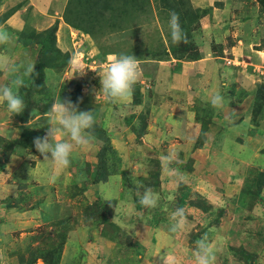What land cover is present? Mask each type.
<instances>
[{
	"label": "rangeland",
	"instance_id": "1",
	"mask_svg": "<svg viewBox=\"0 0 264 264\" xmlns=\"http://www.w3.org/2000/svg\"><path fill=\"white\" fill-rule=\"evenodd\" d=\"M25 1L0 0V17H5L15 8L12 14L18 12L15 14L16 18L7 21L2 30L10 34L7 29H10L12 23L19 30H24L25 26L30 24L36 31L44 32L57 24V46L63 53H69L71 56L69 63L64 67L44 70V77L39 79H42L45 85L38 80L32 99L27 97L26 91L18 89L19 96L24 99L25 108L31 109L30 115L33 114L30 124L28 123L29 127L41 129L46 135L51 123L50 110L53 104L65 99L69 93L73 94L76 99L73 104L78 106V111H92L96 124H102L105 129L103 134L111 137L112 145L121 161L117 173L113 174L109 181L100 182L98 185L91 183L86 169L90 167L93 170L97 162V152L102 146L101 140L95 139V145L76 149L71 166L58 174L55 183H50L49 179L55 171L54 165L50 160L44 161L38 151L36 154L20 155L18 149L21 147L16 145L17 151L12 156L8 157L1 152L0 184H6L0 186V212L3 208L9 210L8 216L4 215L5 213L0 214L1 219L5 220L0 226V231L5 233L0 237V253L2 261H5L3 263L12 264L16 261V255L10 259L11 253L40 242L43 237V234L39 233L40 230L48 231V228L44 227H49L50 231L56 228L57 235L65 234V245L59 264H163L165 254L175 256L179 264H194L196 241L205 234L215 251V264H264V187L258 192L254 178L257 176L254 172L256 168L242 169L243 173L240 174L238 169L241 168L237 161L230 162L233 167L228 164L216 165L215 162L205 164L211 148L218 151L223 149L232 157L234 155L245 158H249L252 151L259 148L260 158L252 164L264 166V136L254 137L256 132L261 133L259 128H256V131L251 130L246 124L235 123L234 120L238 117V112L246 109L247 102H244L242 91L254 90L255 81H264V68L262 72L261 65H252L249 61L246 64L238 63L242 60L239 56L248 55V51L256 47L255 43H259L262 38L251 36L254 40H251V37L249 39V30L239 24L220 31L227 20L221 21L223 23L220 24L211 23L203 28L202 34H198L199 28H202L201 24L194 26L197 31L191 30L190 38L197 46L200 57V50L224 47L222 55L212 54L217 63L214 62L206 74L213 75L218 72L219 65L226 70L229 63H234L231 59L239 58V70H231L223 77L244 87L240 89L241 87L237 88L233 84L231 90L228 89L232 97L228 101L235 104L228 103L225 114L235 113V117L232 116L234 123L229 124L226 119H221L217 109H209L208 112L214 117L207 128L208 140L198 146V137L203 129L202 123L206 114L203 107L210 108L206 105L210 103L213 94H210L209 86L206 88L204 84H200V77L197 75L189 77L185 85L184 81L182 83L183 87L188 88V94L177 96L173 89L168 90L166 84L171 83V71L164 70L165 68L157 71L162 62L167 63L172 61V58H177L171 54H162L152 59L153 53L168 49L172 43V39L168 37L170 29L165 28L159 18L152 24L138 19L142 24L138 27L131 25L132 19L129 15H125L121 9H116L113 18L108 16L103 25L94 30L95 36L85 33V38L76 32L68 36L63 31L65 20H62L63 24L54 18L44 17L46 20H42L43 16L34 10V4ZM257 2L259 3L258 0ZM65 11L61 14L63 19ZM197 34L201 36L199 41L202 43H197ZM210 36L214 42L209 40ZM19 38H16L15 34L10 43L0 45V57L17 65L33 63L35 72L38 73L39 62L41 66L44 65L39 57L40 46L29 43L30 40L26 38L22 41ZM204 39L208 41L203 42ZM233 40L236 41L234 47L231 46ZM106 51L134 55L139 59V79L134 87L140 86L142 104H135L134 92L129 99L116 103L108 101L103 93H99V74L110 64L112 57L107 56ZM226 56L232 58L221 62V57ZM152 62H156L157 67L152 65ZM262 63L264 65V62ZM83 70L84 74L81 75ZM223 70L222 74L225 73ZM20 72L22 74V68ZM239 72L241 73L238 74ZM232 73L237 75H231L230 78ZM39 76L38 73L32 77H23L24 84L25 81L29 84V78L35 79ZM217 76L214 82L211 78L209 81L216 84L220 94L227 98L226 89L221 87ZM13 78L0 69V86L10 84ZM27 103H30L28 107ZM47 105L52 106L44 110ZM96 105L99 112L97 117L94 114ZM181 108H184V112ZM189 111H194L195 114ZM12 114L8 111L7 103L0 104V135L5 141L13 142L20 137L22 128L19 122L13 119ZM144 117L147 121V131L140 138L133 126L138 130ZM246 120L251 123V120ZM169 151L178 156L169 167L178 169L183 174L182 182L170 177L162 167L161 156L167 155ZM157 159L160 161L161 181L156 186V178L152 179L151 183L148 181L151 173L158 169ZM191 159L193 162L189 167ZM180 163L183 164L182 170L177 165ZM231 171L240 176L233 178L234 181L227 178L225 183L228 181L237 184L240 187L239 193H236L235 189L225 191L221 186L220 175ZM241 178L243 186L239 185L238 180ZM143 188H151L159 194V204L155 209L143 208L139 204L136 191H142ZM18 190L22 192L24 199L20 200L17 206L8 208L7 200L3 199H10L16 205L15 199L20 196ZM188 190L187 201L201 199L205 206H209L208 210L190 204L179 206L180 197ZM169 196L173 199L170 200ZM33 205H36V209L22 211L18 208ZM177 207L185 210L187 226L184 231L174 234L168 228L170 215ZM105 208L113 209L111 218L121 227L122 236L116 242L101 234ZM66 216L69 218L66 219ZM28 230L37 233L28 234Z\"/></svg>",
	"mask_w": 264,
	"mask_h": 264
},
{
	"label": "trees",
	"instance_id": "2",
	"mask_svg": "<svg viewBox=\"0 0 264 264\" xmlns=\"http://www.w3.org/2000/svg\"><path fill=\"white\" fill-rule=\"evenodd\" d=\"M258 1L260 3V11L264 16V0H258ZM119 2L121 3L124 2V4H119ZM15 9H12L10 12H8V14L5 17H0V25L3 24V22L6 21L12 15V12ZM116 9H121L122 11L125 12V15H129L130 19H132L131 25H137L138 27L142 25L141 22L138 21V19L139 20L143 19L144 22H147L148 24H152L155 20L159 18L162 21L164 27L169 28L170 13L171 12L177 13L179 16L180 26L182 30L186 33L188 42L187 43L181 42L179 44L172 42L168 47L169 49L165 48L163 51L159 50L156 53H153L152 59H155V57L161 56L162 54L168 56L170 54L174 55L175 58H177L178 60L200 59V53L198 51V48L194 44L192 38H190L191 30L193 29L194 31L195 29L194 26L200 24V19L208 12L207 11L208 9L194 8L190 0H68V6L64 13V20L70 26L95 36L94 30H97V28L101 27L103 23L108 19L107 18L108 16H112L113 18ZM142 15L146 20L142 18ZM57 30H58L57 24L45 30L44 32H38L30 24H27L24 30L17 31V33H15L16 38L17 36L18 38L20 36L19 40L22 41L26 38L30 40L29 43L40 46L39 57L44 64L43 66H41L40 62L38 61L39 62L38 66L40 68L38 69V73L40 76L36 77L35 79L29 78V84H27L28 82L25 81V84H23V86L19 88V90H21L22 92L26 91V95L30 99H32V96L34 95V91L35 89H37V85L39 82L38 80H40L41 83L45 85L44 81L42 79H39L41 76L44 77L45 69L64 67L67 63H69L71 59L69 53L66 52L63 53L62 50L57 46ZM168 37L171 38V33L170 35H168ZM261 44L264 46V39ZM112 53L118 54L115 51L105 52V54H112ZM103 60H105V58ZM133 92H134L133 94H134L135 104H142L143 95L140 86L138 85L134 87ZM233 92L235 93L234 88H233ZM241 94H243V98L251 96L253 101L251 105L252 123L255 125H259L260 121L264 118V81L258 82L254 86V90L249 91L248 89L247 90L244 89ZM20 97L24 102L23 97L22 96ZM65 99L71 100L72 103L76 101L75 95L70 93L67 95V97H65ZM231 103L234 104L235 102L231 101ZM29 105L30 103H27L26 107H28ZM51 106L47 105L44 110L51 108ZM96 107L97 108L94 111V114L97 117L99 112L97 111L98 106ZM209 109H214V108L213 107H210L208 109L204 108L206 114L205 117L203 118V123H202L203 129L198 137L199 138L198 146H202L206 142L207 128L209 124L212 122L211 120L212 117H214L212 113L208 112ZM30 112L31 109L24 108L22 113L12 114L13 119L19 122L18 124H20L22 128V133L20 137L14 140L13 142L9 140L5 141L6 139H4V137L0 135V157H1V152L3 154L5 153L4 155L8 157L12 156L13 153L17 151L16 145H19L21 147L18 149V154L20 155H24V154L29 155L31 153L32 154L37 153L33 141L36 137L45 136V131L41 129L35 130L29 127L30 126L29 122L32 119L31 117L33 115V114L30 115L31 114ZM143 120L142 121L144 123L142 122L138 130L136 129V126H133V129L137 132L138 137L140 138L147 131L146 118L144 117ZM104 130L105 129L102 127V124L97 125L95 121V125H94L95 139H97V141L101 140L102 146L97 152V162L96 165L93 166L92 168L93 170H91L90 167L86 169L87 174L91 177V183H93L94 185H98L100 182L109 181L112 175L117 173L116 172L117 167L121 161L120 157L118 156L117 150L112 145L111 137L108 134L106 137V133L103 134ZM96 144H98V142H96ZM192 162L193 160L191 159L190 162L188 163L189 167L192 165ZM156 164L158 165V169H155L156 171L151 173L152 176L150 177V181L148 182L151 183V180L156 178L157 181H154V184L159 185L161 181L160 179L161 167H160V161L158 159ZM178 167L180 168V170H182L183 164L182 163L178 164ZM0 168H2L1 162H0ZM254 172H256L257 175L254 178L256 179L258 192H261L264 187V170L256 168V171ZM26 185L27 184H25V186ZM84 188L86 187L84 186ZM188 192L189 190L186 191L180 197V200L178 202L179 206L182 207L185 204L188 205L190 204L192 206L202 208L204 210H208L209 206H205L206 204L203 203L201 199L199 201H192V200L187 201ZM21 193L22 192L20 191L19 198L15 199L16 205L13 202H11L10 199H6L9 204L8 208L17 206L18 202L24 199V196ZM36 205H33L31 208H35ZM18 208L22 211L26 209L23 206H18ZM109 211L111 212V214ZM112 213H113V209L105 208V213L101 222L103 226L101 228V234L106 239L116 242L119 239H121L120 236H122V234L120 230L121 229L120 225L117 222H114L111 218ZM65 218L67 219L69 218V216H66ZM52 225L54 226V224ZM44 228H48V231L47 229L45 231H43V229L40 230L39 233L43 234V237L42 238L40 237L41 238L40 242L38 243L35 242L31 245L24 246L23 250H17L11 253L12 256L16 255L19 264H59L60 263L62 252L65 245V237H63L65 236V234L63 233V235H59V234L57 235L56 228L54 229V231H50L49 227H44ZM36 233L37 231L34 232L33 235H35ZM39 261H41V263H39ZM0 264H1V260H0Z\"/></svg>",
	"mask_w": 264,
	"mask_h": 264
},
{
	"label": "clouds",
	"instance_id": "3",
	"mask_svg": "<svg viewBox=\"0 0 264 264\" xmlns=\"http://www.w3.org/2000/svg\"><path fill=\"white\" fill-rule=\"evenodd\" d=\"M169 28L173 43L188 42L187 35L180 26L179 16L175 12L170 13ZM10 41L11 36L0 30V45L8 44ZM110 61L103 73L99 74L101 85L99 93H103L107 100L113 103L125 101L131 97L134 85L139 79V59L134 55L121 53L110 57ZM21 68L23 69L22 74L20 72ZM0 69L14 77L10 84L0 86V104L7 103L10 113L20 114L25 106L18 94V89L24 84L23 77L38 75L35 72V64L17 65L15 62L0 57ZM83 74L84 70L81 75ZM209 102L214 109L218 110H226L229 103L226 96L220 93L211 95ZM50 117L51 123L46 135L36 137L33 143L36 150L43 156L44 161H52L55 171L49 182L55 183L58 174L71 166L76 149H86L94 144L95 118L92 111H78V106L67 99H62V101L53 104ZM61 136L65 138L61 139ZM177 158L175 152L169 151L167 155L161 156V164L170 177H175L177 181L182 182L184 180L183 174L178 169L169 167ZM134 175L135 171L133 170ZM137 189H139V186H137ZM136 197L139 204L148 209H155L160 200L159 194L151 188L136 191ZM169 199L171 200L173 197L169 196ZM186 226L185 210L177 207L170 215L168 230L175 234L184 231ZM215 261V251L205 234L196 241L194 264H215ZM163 264H179V261L175 256L165 254Z\"/></svg>",
	"mask_w": 264,
	"mask_h": 264
},
{
	"label": "crops",
	"instance_id": "4",
	"mask_svg": "<svg viewBox=\"0 0 264 264\" xmlns=\"http://www.w3.org/2000/svg\"><path fill=\"white\" fill-rule=\"evenodd\" d=\"M26 1H30L31 4H34V6H35L34 10L39 11L38 14L43 16L42 20H46V18H44V17H47V18H54L55 20L59 19L60 23L63 22L62 20H64V19L61 16V14H63L65 9H67L68 0H26ZM190 2H191L192 6L194 8L208 9L207 10L208 12L200 20V24H201L202 28H199L198 34H202L203 28H205L207 26H210L211 23H215L216 22V23L220 24V23H223L221 21L227 20V22L224 23L226 25H223V28L220 31H222L223 29H225V28H227L229 26H235V25L239 24V25H242L243 27H247L246 30H249L250 34H249L248 38L251 37V36L258 37V39L262 38L259 41V43H255L256 47H254L251 51H248L249 52L248 55L241 54L239 56V57L242 58V60L238 61V63L241 62V64H242V62H245L244 64H246V63H248L247 61H249V63L252 64V65H261V70L263 72V68H264L263 66L264 65H263L262 62H264V59H263L264 46L261 43H262V41L264 39V17L262 15L261 11H260V5L257 2V0H190ZM17 13H15V14H17ZM15 14H12L8 18V20L4 21L3 24L0 25V30L4 29V25H5V23H7V21H10L11 18H13V19L16 18ZM63 25H65V29L63 28V31L65 32L66 35L70 36V34H74L76 32V34L79 33V35H81V36L83 35V37H85V32H83L82 30H79V29H76V28L70 26L65 21H64ZM11 26H9L10 29L9 30L7 29V31H10L11 35L10 34L9 35L11 36V40H13V37L15 36V31H20V30L17 29L16 26H14L12 23H11ZM14 28H16V30H14ZM195 30L197 31V29H195ZM64 32H63V34H64ZM198 34L195 35L196 41H197V43L198 42L202 43L201 41H199L201 36H198ZM260 36H262V37H260ZM209 38H210L209 39L210 41L214 42V39H212L211 36ZM205 39L203 40V42H207L208 41V40H205ZM252 39L254 40V37H251V40ZM235 42L236 41L233 40L231 46L234 47ZM77 43H80V41H77ZM83 43L85 44V41H83ZM220 44H221V42H220ZM221 50H222V52H221ZM223 51H224V47L222 48L220 46H217V48L213 49V50H211V48L210 49L208 48L205 51L200 50V52L202 54H201L200 59H197V60H177V59L172 58V61H168L167 63L162 62L160 64L159 69H158L157 72H160L162 70V68H165L164 70L169 69L171 71L170 79H169V81L171 83L170 84L167 83L166 87L168 88V90L173 89L177 96L178 95L179 96H183L184 94H188L189 93L188 88L187 87H183V86L185 85V81L189 77H192L193 75L194 76L197 75V76L200 77L199 78L200 79L199 82H200L201 85L204 84L206 88L210 87L209 88L210 94L220 93L219 88L216 86V84H214V83L209 81V79L211 78V79H213V82H214V80L216 79V76L218 75L217 79L221 83V87L226 89V93L228 95V97L226 99H232L231 94L229 92L230 90H228V89H230L233 86V84H235V86L237 88H240L241 86L237 85V83L235 81H233L231 83V81L226 79V78H224L223 75H227L228 73H230L231 70L232 71L234 70L236 72H237V70H239V68L237 67L238 66L237 60L239 58H235L234 57V59H231L232 57H230V56L221 57L222 58V59L220 58L222 60L221 62L225 61L226 59H228V60L231 59V60H234V63L233 64L232 63L228 64L227 65L228 69H226V70L225 69L223 70V66L219 65L217 67V71L218 72L213 73V75H207L206 74V73H208L207 71H210V70H207V69L208 68L211 69V66H213V63L216 62L215 61L216 59H214L215 57L212 54L214 53L216 55H222ZM108 55L113 56V55H116V53L107 54V56ZM208 55L211 56V57L209 58ZM2 56H4V55H2ZM210 59H213V60H210ZM220 59H217V61H220ZM152 65H155L157 67L156 62H152ZM229 65H232V66H229ZM222 70L225 73L222 74L221 73ZM179 72H181V73L179 74ZM211 73H212V70H211ZM240 73L241 72H239L238 74H240ZM231 75H232V77H235L237 74L236 73L235 74L234 73L230 74V78H231ZM262 75H264V74L262 73ZM220 78H222V81H220ZM183 81H184V83H183ZM207 82H209V85H207ZM258 82L259 81H255L254 86ZM182 83L184 85H182ZM207 86H209V87H207ZM205 87H202V88H205ZM241 88H244V87H241ZM244 102H247L246 109L243 110L242 112L241 111L238 112V117H236L234 119L235 123H244V124H246L248 126V128H250L251 130H255V131H256V128H259V131L261 133H263V134H261V133L258 134L256 132V134H254V137L260 136V135L264 136V119L260 121L259 125H255V124L252 123L251 105H252L253 101H252L251 96L245 97ZM229 104L233 105V103H231V102ZM206 106L212 107L210 103L207 104ZM228 107H229V105H228ZM203 108H205V107H203ZM181 109H182V112H184V108H181ZM189 112H191L192 114H195L194 111H189ZM225 112H226V110H218L217 109V114H218V116L221 119H223V120L226 119V122L229 123V124L234 123L233 117H235V115L233 116V114H235V113L230 112L229 115H228V114H225ZM198 116L200 118V115H198ZM248 116H250V117H248ZM246 118L248 120H251V123H248ZM206 138H207L206 139V141H207L208 140L207 133H206ZM260 154H261V149L259 150V148H257V149H254L252 151V153H251L249 158H245V156H234V155L232 157L227 152H225L223 149H220L218 151V150H213L211 148L210 155L208 156L207 160L205 161V164L207 165V164H212V163L215 162L216 165L217 164H222V165L228 164V165H230V167H233L232 163H230V162L237 161L239 167L241 168V169H238V170H240V172H239L240 174L243 173L241 171L242 169L247 170V169L252 168V167L264 170V166L263 165L252 164L255 160H258V158H260ZM35 165L36 164H34V166ZM220 176H221L220 178L222 179L221 180L222 181L221 186L223 188H225V191L228 190V189H230V191L235 189L236 193L237 192L239 193V188L240 187H238L237 184H231L228 181H227V183H225V180L227 178H230L231 179L230 181H234L233 178L240 176L239 174H237V173L234 174L231 171L230 173H228V172L227 173H222ZM238 181H240V184L239 183L238 184L240 186H243V185H241V182L243 181V178H241V180H238ZM4 184H6V183H4ZM4 184H0V186H2ZM37 186H39V185H36V187ZM18 191H20V190H18ZM3 200H6V199H3ZM3 209L4 210H1L2 212H0V214H4L5 213L4 215L8 216L9 210L5 209V208H3ZM27 209H36V208L28 207L25 210H27ZM24 215H26V214H24ZM3 221H5V220L1 219V217H0V226H2V222ZM5 225H7V224H5ZM27 232H30L28 234H32L35 231L31 232V231L28 230ZM1 235H5V233H2V231H0V237H1ZM3 241H4V237L1 240V244H2ZM4 256L5 255H3V257ZM11 258H12V255H11L10 259ZM0 260H1V264H4L3 262H5V261H2L1 253H0ZM15 262L17 264H19L17 258H16V261L14 260L12 262V264H15Z\"/></svg>",
	"mask_w": 264,
	"mask_h": 264
},
{
	"label": "built area",
	"instance_id": "5",
	"mask_svg": "<svg viewBox=\"0 0 264 264\" xmlns=\"http://www.w3.org/2000/svg\"><path fill=\"white\" fill-rule=\"evenodd\" d=\"M230 64V63H229Z\"/></svg>",
	"mask_w": 264,
	"mask_h": 264
}]
</instances>
